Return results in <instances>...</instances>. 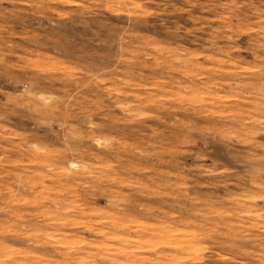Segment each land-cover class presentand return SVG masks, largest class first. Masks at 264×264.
<instances>
[{"label":"rangeland","instance_id":"374dc122","mask_svg":"<svg viewBox=\"0 0 264 264\" xmlns=\"http://www.w3.org/2000/svg\"><path fill=\"white\" fill-rule=\"evenodd\" d=\"M0 264H264V0H0Z\"/></svg>","mask_w":264,"mask_h":264}]
</instances>
